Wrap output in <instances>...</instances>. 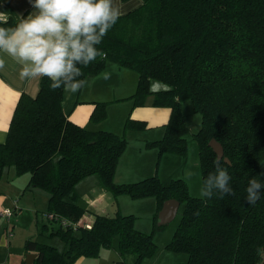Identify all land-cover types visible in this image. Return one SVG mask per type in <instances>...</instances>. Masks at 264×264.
I'll use <instances>...</instances> for the list:
<instances>
[{
	"label": "trees",
	"instance_id": "1",
	"mask_svg": "<svg viewBox=\"0 0 264 264\" xmlns=\"http://www.w3.org/2000/svg\"><path fill=\"white\" fill-rule=\"evenodd\" d=\"M97 47L106 55L83 67L81 79L100 72L107 62L136 71L133 106L144 105L152 95L154 106L170 109L163 137L148 145L183 160L188 128L182 103L189 101L201 118L193 133L201 179L215 170L217 157L208 145L214 138L229 160L220 159L235 195L193 197L183 180L163 183L156 175L116 183L125 137L69 120L62 108L63 89L51 90L46 78L35 96L22 94L17 101L7 137L0 142V172L12 166L18 175L29 174L24 190L47 192L45 212L71 222L86 212L75 186L90 175H97L113 195L155 197L154 228L163 226L157 223L163 202L176 199L184 208L165 249L186 259L175 264H264V191L255 204L245 200L249 179L264 183V0H143L120 17ZM154 80L171 90L150 92ZM105 114V104L97 103L90 120L98 122ZM124 126L141 128L143 122L127 118ZM50 235L62 240L64 249L30 237L24 252L36 253L32 264H73L79 257L98 256L114 238L122 256H134L132 264H141L157 249L153 231L135 229L133 215L119 212L96 215L90 229L57 225Z\"/></svg>",
	"mask_w": 264,
	"mask_h": 264
},
{
	"label": "crops",
	"instance_id": "2",
	"mask_svg": "<svg viewBox=\"0 0 264 264\" xmlns=\"http://www.w3.org/2000/svg\"><path fill=\"white\" fill-rule=\"evenodd\" d=\"M142 2L143 0H119V3L123 6L124 14L137 8ZM30 10L27 0H0V11L7 12L10 17L9 20L13 23L18 21L20 15H27ZM85 80L84 88L78 93L67 94L63 91V112L69 120L88 130H104L125 137L127 145L115 167L114 181L119 179L120 173L124 171H135L134 173H138L136 177H142L140 175L150 173L144 178L154 175L152 171H158V173H160L159 171H180L181 163L184 161L180 155L159 154L157 147L148 145L149 142L160 140L163 137L165 125L170 116V109L163 106H154L152 95L147 96L144 105L133 106L131 95L135 92L138 83L136 71L120 67L113 62H107L100 72L89 75ZM39 84L40 80H21L19 66L8 59L5 69L0 71V142H4L7 137L10 120L20 96L22 94L35 96L39 90ZM187 102L182 103V111L188 128L185 135L187 140L186 159H189L191 154L195 160L191 170L188 167L187 171H200L199 163L195 159L197 143L190 136L199 128L193 130V132L187 123L185 113L190 110L193 111L192 106L190 107L191 103ZM97 103L105 104L106 114L103 119L94 122L90 120V114ZM127 118L143 122V127L125 128L124 124ZM196 122V125H198V119H196ZM2 171H4V168ZM7 171H10L7 176V189L0 188V210L10 206H18L19 210L9 219L0 216V264H25L24 242L30 237L39 242L52 245L57 249L59 245H62L64 249V242L57 236L50 235L53 228L50 230L45 223L42 224L38 233L37 230H32L38 225L40 218L38 211L44 212L47 210L49 197L47 192L38 187L24 190L28 183L29 174L16 175L12 166L7 167ZM181 171H185L183 166ZM158 177H161L160 174ZM141 179L138 178L135 181ZM159 179L161 180V178ZM75 191L79 196L78 204L86 209L85 214L81 217L82 222L92 223L96 215L113 216V214L112 216L110 214V207L114 205V197L97 175H90L80 180L75 186ZM125 196L118 195V198H126ZM115 199L117 201V197ZM15 200H17V204ZM137 200H144L140 204H143L144 213L147 216L154 213L152 225L153 217L157 212L155 197L148 196ZM113 211H115V215L117 211ZM20 223L22 226H20ZM134 227L141 232L150 233L147 232L149 226L137 219L134 221ZM19 229H25L20 238ZM16 236L19 241L21 240V245L19 248L15 247L14 249L12 240ZM167 241H155L157 247L155 254L152 257L143 259L141 264H175L185 261V255L165 249V245L170 240ZM133 261L134 256L132 254L122 256L117 250V244L115 246L112 244L109 248H102L98 256L79 257L73 264H132Z\"/></svg>",
	"mask_w": 264,
	"mask_h": 264
},
{
	"label": "clouds",
	"instance_id": "3",
	"mask_svg": "<svg viewBox=\"0 0 264 264\" xmlns=\"http://www.w3.org/2000/svg\"><path fill=\"white\" fill-rule=\"evenodd\" d=\"M31 10L20 15L18 21L8 26L9 15L0 11V71L11 59L19 66L21 80L51 81V90L63 89L76 94L86 84L82 68L105 56L97 46L124 14L119 0H27ZM168 84L154 80L149 85L152 93L170 91ZM215 170L203 178L199 190L202 198L219 193L234 196L230 187L231 176L214 161ZM189 176L192 173H188ZM264 183L255 177L246 188L248 204L261 198ZM63 246H58L62 251Z\"/></svg>",
	"mask_w": 264,
	"mask_h": 264
},
{
	"label": "rangeland",
	"instance_id": "4",
	"mask_svg": "<svg viewBox=\"0 0 264 264\" xmlns=\"http://www.w3.org/2000/svg\"><path fill=\"white\" fill-rule=\"evenodd\" d=\"M189 104H190V102H189ZM190 107H191V105H190ZM185 115H186L185 117L187 118V123L190 126L191 130L192 131L197 130L199 128V125L201 122L200 121V115L198 113L193 112L192 110L185 113ZM196 119H198V123H199L198 125H196V123H197ZM190 136L192 139L193 135H190ZM195 143H196V141H195ZM195 159H196L197 163H199V154H198V146L197 145H196V150H195ZM182 160H183V158H182ZM187 160H188V162H187ZM193 162H195V160L192 158V156L190 154L189 159L185 158V160L182 161V163H181V167L183 166L185 168V171H181V167H180V171H159L160 173H158V171H152V174L156 175L157 177L160 174L161 177H158V178H161L160 181L163 183H168L169 181L172 180L171 178H173V179L179 178L186 183L188 193L190 196L200 197L199 196V190H200V187L202 184L201 172L200 171H187L188 167H189V170H191ZM134 172L135 171H124V172L120 173L119 179H117L115 182L118 184H123V182L124 183H131L132 180L135 181V180H138V178L141 179V178H144V176L150 174V173H147L146 175H140L142 177H136V176H138V175H136L138 173H134ZM8 173H10V171H7V167L4 168V171L0 172V188H3V189L6 188L7 189ZM15 173H16V171H15ZM188 173H192V175L189 176ZM16 175H18V174L16 173ZM133 178H135V179H133ZM110 194H111V192H110ZM111 195L114 197V205H112L110 207L111 216H112V214L114 216L115 211H113V210H116L121 215L131 214L134 217V221L137 219L138 221L146 223L149 226V228L147 229L148 230L147 232L153 231L154 242L155 241L160 242L161 240L163 242H165L166 240H168V241L170 240L172 233L174 232L176 226L178 225V223L180 221L182 211L184 208L183 204H181L178 207V210H177L175 217L170 222H168L166 225H163L159 228H154L153 223L151 225L152 216L154 213H152L151 216H147V214L144 213L145 209H144L143 204H140L144 200H137L138 198H132L128 194H118V195H126L125 196L126 198H118V195H113V194H111ZM116 197H117V201L115 199ZM142 198H144V197H142ZM15 202L17 204V200H15ZM119 203H120V205H119ZM10 207L14 208L12 206H10ZM16 209L19 210V207L17 206ZM38 212H39L38 214L40 215L38 225L32 230H37V233H38L41 230L42 224H44V223L49 227L50 230H52L51 228H53V230H55L57 228V225H58L57 223L51 222V221L46 219V217L44 215L45 211L44 212L38 211ZM20 226H22L21 223H20ZM24 230L25 229H19V231H18V234L20 235L19 238L21 237V233H23ZM19 238L17 239V236H16V238L14 240H12V246L14 247V249H15V247L19 248L21 245V240L19 241ZM116 244H117V238H114L113 246H115Z\"/></svg>",
	"mask_w": 264,
	"mask_h": 264
},
{
	"label": "water",
	"instance_id": "5",
	"mask_svg": "<svg viewBox=\"0 0 264 264\" xmlns=\"http://www.w3.org/2000/svg\"><path fill=\"white\" fill-rule=\"evenodd\" d=\"M208 145L212 148L217 158H223L225 162L229 163V160L226 157H223V147L218 141L212 138L208 142ZM179 206L180 202L176 199L165 200L157 214L158 225H165L166 223L170 222L175 217ZM35 257L36 253H26L24 263L32 264Z\"/></svg>",
	"mask_w": 264,
	"mask_h": 264
},
{
	"label": "built area",
	"instance_id": "6",
	"mask_svg": "<svg viewBox=\"0 0 264 264\" xmlns=\"http://www.w3.org/2000/svg\"><path fill=\"white\" fill-rule=\"evenodd\" d=\"M16 208H17L16 206H14V208L5 207V208H3V209L0 210V216L9 219L17 211ZM44 215H45V217H46L47 220L54 221L55 223H57L58 225H60L62 227L70 226L73 229H75V228L90 229L91 228V225H92V223H89V222H82L81 221V218L78 221H76V222H71L68 219H66V218H64L62 216H59L56 213L44 212Z\"/></svg>",
	"mask_w": 264,
	"mask_h": 264
}]
</instances>
